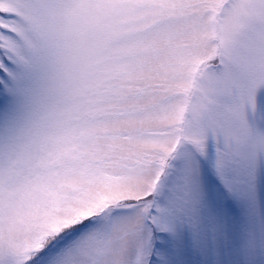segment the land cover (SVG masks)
I'll list each match as a JSON object with an SVG mask.
<instances>
[{"label": "snow or ice", "instance_id": "obj_1", "mask_svg": "<svg viewBox=\"0 0 264 264\" xmlns=\"http://www.w3.org/2000/svg\"><path fill=\"white\" fill-rule=\"evenodd\" d=\"M0 264H264V0H0Z\"/></svg>", "mask_w": 264, "mask_h": 264}]
</instances>
